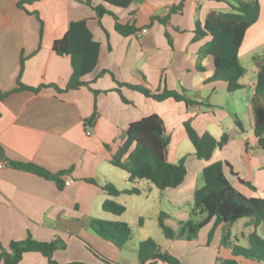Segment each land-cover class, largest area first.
Masks as SVG:
<instances>
[{
	"label": "crops",
	"instance_id": "0c3cea01",
	"mask_svg": "<svg viewBox=\"0 0 264 264\" xmlns=\"http://www.w3.org/2000/svg\"><path fill=\"white\" fill-rule=\"evenodd\" d=\"M20 1L0 0V91L18 87L23 56V84L47 87L39 92L17 91L0 101V164H4L0 168V253L2 248L9 250L12 242L25 241L31 234L39 242L63 243L54 254L59 264H139V244L152 238L164 252L184 264H215L219 258L235 260L237 264H264L235 257L231 249L222 247V226L211 244L205 238L169 240L161 228L154 233L148 229L154 223L159 226V218L166 210L171 212L169 221L189 220L195 192L204 186L203 170L217 162L231 166L225 167L227 179L245 197L264 199V150L258 146L251 108L260 67L254 57L264 52V0H241L258 2L260 6L259 20L247 31L239 53L243 66V58L255 62V83L249 86L243 78L244 88L239 90H248L249 94L229 93L226 82L209 83L215 64L205 50L212 37L196 39L197 24L203 26L209 14L231 11L228 0H139L126 9L105 4L122 24L139 29L129 36L116 31L112 16L99 19L93 8L77 0H40L26 5L30 14L18 7ZM92 4L98 6L101 2L92 0ZM181 4V13H171L173 6ZM36 14L44 23L43 32ZM154 17L169 20L164 24L152 21ZM82 20L87 22L93 39L101 44L97 67L83 81L93 82L94 90L108 93L95 95L87 87L60 93L50 87L65 89L70 81L71 58L58 55L53 45L66 35L71 22ZM144 28L148 33L138 35ZM105 70L120 82L145 86L154 92L186 91L193 99L208 100L216 108L188 109L183 102H157L122 88L129 101L125 103L115 91L118 86L112 76L99 77ZM96 110L99 117L93 127H88L87 120ZM154 114L164 120L171 137L168 161L178 164L186 160V180L176 189L160 191L147 181L131 182L128 172L110 163L125 143L130 125ZM191 119L200 135L209 133L218 140L225 133L230 135L229 142L216 150L209 162L195 156L184 126ZM237 119L242 129L237 126ZM14 162L36 164L54 174H63V186L19 170ZM67 179L72 180L69 186L65 185ZM107 184L120 191L136 189L139 193L111 197L102 189ZM147 192L152 200L146 205L140 199ZM110 199L125 206L126 213L118 217L106 212L103 205ZM130 212L137 216L140 230L132 231L131 239L122 248L90 227L94 219L132 226ZM213 223L202 230L204 236L212 230ZM232 229H236L232 240L242 247L249 246V236L255 231L264 238L263 227L256 229L254 219L240 220ZM87 245L104 258L91 252ZM126 249H131L130 259L124 255ZM20 264L50 263L43 254L31 252L24 255Z\"/></svg>",
	"mask_w": 264,
	"mask_h": 264
},
{
	"label": "trees",
	"instance_id": "16d2710c",
	"mask_svg": "<svg viewBox=\"0 0 264 264\" xmlns=\"http://www.w3.org/2000/svg\"><path fill=\"white\" fill-rule=\"evenodd\" d=\"M40 0H21L18 7L25 10L26 5H31ZM96 12L99 19L105 15L112 16L116 21V31L122 36L136 34L139 29L134 25H124L119 17L105 7L109 4L120 8H129L133 3L139 0H99L101 4L93 6L92 0L80 1ZM231 7L229 12H212L206 19L203 26L197 24L196 39L211 36L205 50L206 55L214 59L215 73L209 79V83L226 82L229 93L242 90L244 86L241 80L246 76L247 69L240 60V48L247 31L255 25L260 17V6L258 2L245 3L241 0H228ZM183 5L173 6L171 13H181ZM41 23V32L44 29V23L36 14ZM169 17L164 19L154 17L152 21L166 23ZM54 51L60 56L71 58L73 74L65 89L56 88L60 93L71 90H78L87 87L95 95L108 93V91L94 90L91 85L93 82L83 81V78L91 74L97 67L101 44L93 39V34L87 27V22L73 21L66 35L56 40L53 45ZM259 62L258 81L256 93L252 99L251 108L254 117V131L258 139V146L264 150V52L262 55L254 57ZM26 58H21V71L18 79V87L8 92L0 91V101L4 100L11 93L30 90L39 92L43 87L31 88L23 84L22 74L25 67ZM104 74H110L117 84L116 92L120 94L125 103L128 100L122 94V88H128L137 91L144 96L157 102L174 100L177 103H185L190 109L194 106H202L206 109H215L208 100L198 101L193 99L189 92L173 91L165 89L162 92H154L145 86H135L117 80L115 75L108 70L103 71L99 77ZM99 114L97 110L87 120V126L93 127ZM239 129H242L240 121L236 120ZM185 129L195 149L197 159L205 162L211 161L214 153L222 149L230 140L229 133H225L221 139H216L209 133L200 135L193 127V119L187 121ZM171 143V137L167 132L164 120L157 114L143 118L132 123L126 132V141L114 155L110 163L130 175V181H147L154 185L160 191L176 189L180 187L187 177L186 160L183 159L178 164H172L168 161L167 155ZM13 166L19 170L34 173L47 180L55 181L60 187L63 186V174H54L47 169L36 164L14 162ZM225 167H231L225 162H217L207 166L202 173L204 186L197 189L194 195V203L190 210V219L182 223L183 230L177 234L174 229L166 224L168 219L166 214L159 218V226L165 237L169 240L183 238L187 241L196 239L198 233L209 224L213 223L209 235V241H212L217 229L223 227L221 246L232 250L235 257H244L246 259L256 260L264 263V238L256 231L249 236V246L242 247L232 240V227L243 219H254L256 229L262 226L264 229V199L247 198L240 193L227 179ZM250 189L255 190L251 184H246ZM109 196L118 197L122 194H138L136 189L120 191L114 185L107 184L102 188ZM103 208L106 212L115 216H122L127 208L116 201L107 200ZM91 229L104 238L122 248L132 237V229L124 222H107L94 219L90 223ZM63 243L60 240L52 242H39L31 234L25 241L12 242L9 250L1 249L0 264H20L27 253L38 252L43 254L50 264H59L54 259L55 252ZM210 244V242H209ZM88 249L95 255L104 258L90 245ZM139 264H156L162 262L165 264H184L177 257L164 252L161 246L152 238L140 242L138 248ZM71 264H85L74 262ZM215 264H237L235 260L217 259Z\"/></svg>",
	"mask_w": 264,
	"mask_h": 264
},
{
	"label": "rangeland",
	"instance_id": "374dc122",
	"mask_svg": "<svg viewBox=\"0 0 264 264\" xmlns=\"http://www.w3.org/2000/svg\"><path fill=\"white\" fill-rule=\"evenodd\" d=\"M243 64H244L245 68L248 71L246 76L244 77L243 82L246 83L247 85L251 86L253 83H255V78H256L255 74H254L255 62H254V60L252 58L248 57V58H243ZM248 92H249L248 90L245 91L244 93H243V91H239L237 94H249ZM150 197H152V196H150V193L147 192L143 197H141L142 199H140V200H142L141 202H143L144 204L147 205V204H150V202L152 200V198H150ZM166 215H167V217H170L171 216V212H169V210H166ZM128 217H130V221H132V223H133L132 226L129 225L130 228L132 229L133 232H138L140 230V225H139V220H138L137 216L134 214V212H130ZM187 221L188 220L184 221V220H181L179 218H172V219H170V221L166 220V224H170L171 228L174 229L177 234H180L182 232V230H183L182 223H186ZM148 229H149V231H151V233H154L155 230L158 231V232H160V230H161L160 227L157 224H155V223H154V226H150V227H148ZM202 230L198 233L196 239H194L193 241L199 240L201 238H205L206 241L208 242V244H209V242L211 244V243H214L216 241L215 240V235L213 236L212 241H209V235H210L211 231H209L208 234L206 236H204L202 234ZM231 232L233 234L236 233V229H232ZM174 240L187 241L186 239H183V238H177V239H174ZM130 252H131V249H126L124 251V255L125 256H128V254L131 255ZM130 255L127 258L130 259L131 258Z\"/></svg>",
	"mask_w": 264,
	"mask_h": 264
},
{
	"label": "built area",
	"instance_id": "2783aa9c",
	"mask_svg": "<svg viewBox=\"0 0 264 264\" xmlns=\"http://www.w3.org/2000/svg\"><path fill=\"white\" fill-rule=\"evenodd\" d=\"M148 29L147 28H144L140 33H138V35H142V34H146V33H148ZM90 129H89V131H87V134L88 135H90ZM4 166V164L3 163H1L0 164V168H2ZM72 183V180H70V179H67L66 181H65V185L66 186H69L70 184Z\"/></svg>",
	"mask_w": 264,
	"mask_h": 264
}]
</instances>
